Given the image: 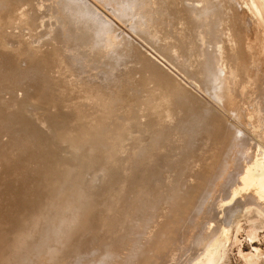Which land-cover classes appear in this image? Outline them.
<instances>
[{"label":"rangeland","instance_id":"rangeland-1","mask_svg":"<svg viewBox=\"0 0 264 264\" xmlns=\"http://www.w3.org/2000/svg\"><path fill=\"white\" fill-rule=\"evenodd\" d=\"M82 1V3L85 4L95 15L113 24V27L116 29L119 36L116 40H121L122 38L127 42L128 47L131 48V51L133 52L134 57L127 59L126 62L119 67L116 77L106 84L100 82L98 79L88 78V75H94V73L99 70L98 67L94 69L86 68V73L77 75L65 62L62 45L55 36L59 27L55 26V21L50 16L52 0H0V50L15 55L17 67L21 69L25 68L27 64H33L35 62L42 61L46 63L48 65L49 75L54 84L56 83L54 92L51 91L45 94L46 90L34 91L33 98L29 101L28 90L30 87L22 82V76H11L10 74L13 72L12 69H4L0 66V159L6 157L11 161H16L17 157L15 156V152L21 147L19 145V141H21L20 134L22 132H35L32 125H26L21 120V113H26L28 111L29 119L39 126L40 134L42 136L37 137L39 139L36 140L39 144L37 146L33 145L36 144L35 141H29L30 146H32L33 149L36 147L39 149L38 151L37 149L35 150L37 151V156H35L37 157L36 166L40 169V172H38L39 181L37 183L40 188L37 187L38 191L34 197L27 198L17 208V211L13 214L12 223L6 224V222H1L0 264H58L61 258L59 253L62 249V243L59 242L61 240L58 239V236L55 234L53 235L54 229H56L60 223L62 226L67 224H69L70 227L73 226L72 224L79 218V211L77 209L80 203L78 202L81 200L83 202L84 196H87L91 189L99 183L103 176H105V172H108L112 168L114 160L117 159L120 150L132 153L138 151L142 147H153L155 143H158L161 140L160 133L157 132V130L161 128H159V125L166 120V112L164 111L166 107L164 103L165 99H163V93L159 88V84L156 80L153 81L149 76L150 74L146 72V65L152 66L156 70L158 78L163 81L168 79L173 84L186 90L195 98L197 97L196 99L201 103L200 105L207 106L211 113L218 118V121L221 120L223 126L226 127L230 125L232 128L239 130L241 135L243 137L245 136L243 139L244 142H246L245 145L248 143L247 146H249L246 153L249 161L242 160L240 165V160L238 161L237 159V157L239 158V156H237L239 153L236 154L235 152H232L228 159L227 170L224 169V174L222 173L221 177H218L219 181L215 180V184L213 183L214 186H210V184H207V178L205 177L208 176L213 169L211 166H214L217 162L214 163L213 156L209 159L207 156L216 154V151L217 154H220V151L222 149H227V147L225 146L226 144L222 143L219 150L218 138H216V136L214 138L213 136L211 137L206 131V135H204V132L197 135V139L199 140H197V145H194L191 151L193 160L189 161L192 164H188H191V170H195L196 168L197 170L195 172L198 171L201 173L199 176V179H201L190 178V186L185 189L187 190V193H180V195L183 194L182 196L186 197L180 196L177 198V203H181V206L178 204V209L175 208L174 210L176 211L173 210L174 213L172 212V214H174L173 216H175L174 218L177 219L179 218L178 216H180L179 213H181L180 217H182V214L184 213V220L182 218L180 219L185 221L186 226L183 228L182 224L184 223L183 221H181V223L180 219L176 220L168 218V221L172 222L171 224L174 225L179 221L180 223L178 222L177 224H180L182 228L180 225L179 227L182 230H185L186 227L187 230H181L180 233H178L179 229L177 230V228L179 227L176 225L177 227L175 229L178 231L176 233L173 229V225L165 224L163 226L164 229L162 228L161 230L162 235L160 236V239H157L156 241L158 243H150L152 246L149 245L150 251L152 249L154 252V256H152L153 254L150 255V251L148 250L149 252L147 251V255L144 254L146 257L144 256V258L142 256L140 260L143 264H151L158 259L155 254H157V256L160 255L162 258L161 254L164 252L165 254L163 255V258L160 261L158 260L159 262H156V264H183L185 261H189L190 257L195 253L191 252V248H193V245L194 247H197V237L202 233H204L202 234L203 236H205V234L207 236L214 231L211 228H214L216 231L218 230V233L220 230L226 228V236H218L223 243V247L216 264H264V215L261 211L259 212L257 208V204L259 203L261 204L260 207L264 209V190L256 189L253 186H250V188L248 187L247 189L243 188V185L239 182L241 175H238L242 174L243 167L248 162L250 165L253 164L256 157L257 159L259 158L257 161H261L262 159L260 158L262 155L260 157L259 155L264 152V125L251 113L253 109L251 106L252 97L256 93L257 86L264 84V74L261 77L262 79H259V73L254 70V66L264 64V33L262 32L264 31V8H262V6H264V1H235L237 5L235 6L236 12L245 22L242 26L239 25L240 22H236V31L238 30L239 32L242 27L241 30L245 32L244 28L246 27H244V25L247 26L248 21L247 27L252 28V30L250 29L251 39H248L246 35V40L240 41L239 38L230 42V44H227L228 46L231 45L233 47H236L237 44V47H239V53L243 55V60L241 59L243 64L241 61L235 62L236 66L238 64V69L240 70L237 80L242 81L235 87L234 93L230 96H228L229 93L226 94L225 98L222 99L220 103L212 100L201 92L195 84L186 79L170 64L167 60L168 58L162 52L153 48L152 46L154 45L151 46L148 41L140 37L138 31H133L131 29L132 20L123 23V21L117 18V12L113 13L114 8H107L106 4L102 2L103 0ZM250 3L253 5L256 4L253 6ZM251 9H253V11ZM240 12L244 13L241 14ZM256 15L262 22L257 21L258 19H256ZM247 17L251 19H248ZM259 22L260 24H263V27H261L262 25L260 26ZM246 32H249L248 28ZM236 34L238 35V33ZM116 43L118 44V41H116L115 44ZM241 66L244 67L245 72L241 71ZM255 69L257 68L255 67ZM247 78L250 79L248 80ZM251 81L254 82L253 85L251 84ZM55 95L60 96L61 99L57 100ZM159 107L162 109H159ZM235 108L238 110L236 115L233 113L234 111H232ZM48 114H55L57 121L60 120L62 122V124L59 125L60 127L55 131L42 121L44 116ZM147 122L153 123V126ZM46 137L52 141L56 155L61 161V163L56 166V170L54 171L55 174L49 169L50 167H45L47 163H45L42 156H40V154L42 155V150H44L42 146L43 142H46ZM203 138H205V140L201 143V139ZM203 143L205 146H202ZM193 149L195 151L197 149L198 153H195V151L193 152ZM202 150H206L204 154L205 157H207V161H204L201 157L204 156L201 155ZM254 151L258 152L255 153ZM196 154H199V156H196ZM254 155L257 156L253 158ZM195 156L199 158L201 157V163L197 162ZM199 158L198 161H200ZM235 158L237 159V165L233 162V159ZM35 163L36 159L34 161V164ZM232 163L234 164V167L232 166ZM231 167H233V169H231ZM15 169L14 171L4 170L5 172H0V221H4V217L7 215L4 210L6 209V203L9 202L10 199L13 204L16 201L15 197L17 191H15L13 186L17 184L19 179L23 180L24 178L23 175L20 176V174H18L19 171L17 167ZM241 169L242 171H240ZM252 170L253 176L259 174L258 170ZM230 172L233 175L236 174V179L232 178L233 176H231ZM224 175L226 177H224ZM237 177L239 181L237 180ZM227 178L229 179V183ZM222 179H225L227 184L226 181ZM26 181L27 180L25 179L24 183L27 188L29 187V183ZM233 181L235 183H233ZM45 182L46 184L44 185ZM204 184L209 187H205ZM234 184L239 187L236 186L233 188ZM218 185H220L221 188H219ZM202 186H204V188ZM241 186L244 190L240 188ZM200 187L202 188L200 189ZM229 188L231 190H229ZM214 189L217 190L215 191ZM201 190L202 193L206 192V194L199 192ZM190 191H192V193ZM234 191L238 192L236 193L237 195L234 194ZM228 192L229 196H226ZM188 193L191 196H189ZM199 194L202 196L200 195L198 197ZM224 194L225 196H223ZM231 194L238 197H231ZM187 195L189 197H187ZM221 196H223V199ZM196 197H198L197 201ZM259 197H262L261 201L260 199L258 200ZM254 198L257 199V201H255ZM217 202H219L218 206ZM220 202H223L225 205H220ZM183 203L185 206H183ZM210 203L214 205V208ZM191 204L193 205V208H191ZM176 205L175 207H177ZM246 205H248V207ZM206 206L209 208L207 210L210 212H206ZM180 208L183 212H179ZM215 208H217V210ZM196 211L199 212L200 215L197 214ZM175 213H178L179 215ZM186 213L188 214L186 215ZM192 214H195L194 216L197 215L196 217L193 216V218H200L199 221L198 219L193 220V218L192 220H189ZM201 214L204 215L201 216ZM215 214L217 217L216 220L215 217H212L215 216ZM188 216L190 217L189 219L187 218ZM234 216H236V218ZM211 217L213 218V221L211 219L212 222L210 221V223L209 218ZM185 218L188 219V221H186ZM205 218L207 221L205 220L206 223L204 222L205 224L202 225L204 221L203 219ZM200 221L202 227L198 224ZM187 222H191V224L189 225ZM209 224H212L210 228H208ZM219 224L220 228L218 227ZM188 225L191 227L189 228ZM192 228L196 229H193L195 232L190 230ZM205 228H207L206 231ZM48 229L51 230L49 231ZM172 230L173 232H171ZM189 231L194 234L189 236ZM197 231L202 232L198 233ZM183 232H188L186 233L188 237L185 236ZM173 234L174 236L177 235L176 237L180 234L178 239L180 237L183 239H181V241L179 240L180 242L177 239L176 242L178 243H176V237H174ZM165 236L168 238L166 239ZM170 237L175 239L172 238L173 240H171ZM163 239H169L170 241L165 243V240ZM44 240L47 243H44ZM172 241H174V243ZM186 241L189 242V244L186 243ZM171 242L174 245L171 244ZM169 243L171 246L173 245L172 248ZM156 244H158V246ZM176 244L177 246L179 245L177 249L174 247ZM184 245H186L185 248H182ZM187 246L190 247L187 248ZM154 247H156V249ZM158 247L159 249H157ZM166 248L170 250V253L165 252L168 251ZM194 249L197 248H193V250ZM179 250L183 253L181 252L179 254ZM37 251L39 252L37 253ZM152 251L151 253H153ZM39 255H41V257ZM165 255H167L166 257L168 260L164 257ZM183 256L187 259L184 260ZM147 257L150 259V262H146L148 260ZM165 259L167 260V263ZM37 260L40 262H37ZM162 261H165V263ZM140 262H136V264H142Z\"/></svg>","mask_w":264,"mask_h":264},{"label":"bare ground","instance_id":"bare-ground-1","mask_svg":"<svg viewBox=\"0 0 264 264\" xmlns=\"http://www.w3.org/2000/svg\"><path fill=\"white\" fill-rule=\"evenodd\" d=\"M235 1L236 0H103L102 2L106 4V7L109 9L114 8L113 13L117 12V18L123 21V23L132 20L133 22L131 25V29L133 31H138L140 37L148 41L151 46L154 45L152 46L153 48L159 50V52H162L168 58L167 60L170 62V64L175 67L186 79L195 84L201 92H203L212 100L220 103L221 100L225 98L226 94L229 93L228 96L233 94L235 87L242 81L237 80L240 70L238 69V64L236 66L235 62H242L243 55L239 53V47H237V44V49L235 46H228L227 44H230V42L239 38L240 41L246 40L247 37L248 39H251L252 28L247 27L248 21L247 26L244 25V27H246L244 28L245 32L241 30V26L242 24H245V22L243 21V18H241V16H239L236 12L235 6L237 5ZM82 2V0H52V10L50 11V16L54 19L55 26L59 27V29H57L58 31H56L55 36L62 45L65 62L75 74L80 75L86 73L88 68L94 69L98 67L99 70H97L94 75H88V78L98 79L100 82L106 84L116 77L119 67L123 65L127 59H131L134 57L133 52L131 51L132 49L128 47L127 42L122 38L121 40H116V38H118L119 36L116 29L113 27V24L95 15ZM262 8H264V6H262ZM251 10L253 11V9ZM256 11L258 13L257 8ZM243 13L244 12H242L241 14ZM255 17L256 19H258L257 15ZM247 18L251 19L249 17ZM257 21L260 20L258 19ZM236 22H240L239 25H241L239 32L238 30L236 31ZM260 26L263 27V24L261 23ZM247 28L249 29L248 33L246 32ZM262 32L264 33V31ZM236 33H238V35ZM246 35L247 37L245 38ZM116 41H118V44H115ZM0 66L4 69H12L13 72L12 74H10L11 76H22V82L26 84V86L30 87V89L28 90L29 101L33 98L34 91L46 90L45 94H47L51 91L54 92L56 88V83L54 84L51 76L49 75L48 65L42 61L35 62L33 64H27L25 68L21 69L17 67V60L15 55L8 52H2V50H0ZM255 67L257 69H255ZM263 67L264 64L254 66V70L259 73V79H262L261 77L264 74ZM241 68V71H244V67L241 66ZM145 70L150 74V78L153 81L156 80V82L159 84V88L163 93V99H165L164 103L166 107L164 111L166 112V120L159 125V128H161L157 130V132L160 133L161 140L158 143H155L153 147H142L138 151L132 153L120 150L117 159L114 160L112 168L108 172H105V176L101 178L99 183L91 189L87 196H84L83 202H78L80 204L78 205L77 210L79 211L78 217L80 219L78 218L79 220L77 219L71 227L69 224H67L69 226H62L60 223V225H58V227L54 229L53 235L55 234L56 236H58V239L61 240L59 242L62 243V249L59 253L61 258L58 264H136V262H140L142 256L144 257V254H146L148 250L150 251V246H152V244L150 245V243H158L156 241L157 239H160V236L162 235L161 230L163 226L165 224L167 225L172 223L168 221V218H173L176 220L182 218L184 220V213L182 214V217H180L181 213H179L180 216H178L179 218L177 219L174 218L175 216H173L174 214H172V212L175 208L178 209L179 205L181 206V203H177V198L183 195H180V193H187V190L185 189L190 186V178L199 179V176L201 175L200 172H195L197 170L196 168L195 170H191L192 163L189 162L190 160H193L191 151L193 146L197 145L196 142L197 140H199L197 139V135L201 134V132H204V135H206V131L211 137L213 136V138L216 136V138H218L219 150L222 143L226 144L225 146L227 147V149H222L220 151V154H217L216 151V154H211L209 156L206 155L208 159L213 156L214 163L217 162L216 164H214V166H211L213 169L210 171V174L205 177L208 179V181L206 179L208 185L210 184V186H214L213 183L215 182V180H218V177H221L223 170H227L226 167L228 166V159L232 152H235L236 154L239 153V155H237L239 156V158L237 157V159L238 161L240 160V165L242 160L244 161L249 159L247 158L248 156L246 154L247 148L249 147L247 146L248 143L247 145H245L246 142H244L243 140L245 136L243 137L239 130L232 128L230 125L226 127L223 126L221 120L218 121V118L211 113L210 109L207 106L200 105L201 103L196 99L197 97L195 98L186 90L176 84H173L168 79H165L163 81L162 79L158 78L156 70L152 66L146 65ZM251 82V84L253 85L254 82ZM55 98L57 100L61 99L60 96L56 95ZM251 106L253 107L251 113L257 118V120H259V122L261 121L260 123H263L264 125V84L257 86L256 93L252 97ZM159 109L162 108L159 107ZM232 111H234L233 113L236 115V112L238 110L237 108H235ZM20 118L26 125H32L35 129V132L39 135H37L35 132H22L20 134L21 141H19V145L21 147L15 152V156L17 157L16 161H11L6 157L0 159V172H5L4 170L14 171V169L17 167L19 171L18 174H20V176L23 175L24 177L23 180L17 179V184L13 186L15 191H17L15 197L16 201L13 204L10 199L9 202L6 203V209L4 210L6 211L7 215L4 217V221H0V224L1 222H6V224L12 223L13 214L17 211V208L27 198L34 197L36 192L38 191V188H40L39 184L37 185L39 181L38 172H40V169L36 166V156L39 149L37 147L33 149V147L30 146L29 143V141L31 140L32 142L35 141L36 143H32L33 145H39L36 140H39L37 138L38 136L42 137L39 130L40 128L39 126H37V124L29 119L28 111L26 113H21ZM42 121L44 124H48V127L54 131L57 130V128L60 127L59 125L62 124L60 120L57 121L55 114H48L44 116V119ZM149 124L153 126V123ZM45 140L46 142H43L42 146L44 150H42V155L40 154V156H42V159L45 161V163H47L45 167H50L49 169L55 174L54 171L56 170V166H58L61 161L56 155V151L54 146L52 145V141L48 139V137H46ZM201 140L200 141L202 143L205 138ZM204 143L202 146H205ZM36 149L37 151H35ZM194 151L195 150L193 149V152ZM196 151L195 153H198V151ZM205 152L206 150H202L201 152V155H204L201 156L204 161L207 158L205 157ZM199 154H196V156H199ZM255 156L257 155H254L253 158ZM260 156V159H262L261 161H257L259 158L257 159L256 157V160L253 162V164L250 165L248 162L246 165L244 164L245 166L243 167V171L242 169L240 170L242 171V174H238L241 175L240 181L238 180V177L237 180L241 182L243 188L247 189L248 187L250 188V186H253L256 189L264 190V152H262L259 157ZM198 158L199 157H196L197 162L201 163V159L199 158L200 161H198ZM35 159L36 163L34 164ZM237 159H233V162L236 165ZM234 164L232 163L233 167ZM233 167H231V169H233ZM252 169L258 170L259 174L253 176ZM225 175L224 177H226ZM235 175L236 174L233 175L231 173V176H233L232 178L236 179ZM25 179L27 180L26 182L29 183V187L27 188L25 187L24 183ZM227 181L229 183V179ZM221 183L223 184L222 181ZM230 183L233 184L235 182L233 181V183ZM45 184L46 182L44 183V185ZM204 185L205 187L208 186L206 184ZM218 186L219 188H221L220 185ZM236 186L237 185L234 184L233 188H235ZM202 187L204 188V186ZM202 187H200V189ZM240 188H242V186ZM229 190L231 189L229 188ZM192 191L190 192L192 193ZM199 192L202 193V190ZM234 192V194L238 193L236 191ZM204 194H206V192ZM234 194H231L230 196L233 197L235 196ZM200 195L201 194H199L198 197ZM189 196L191 195L189 194ZM189 196L187 195V197ZM223 196H225V194ZM223 196H221V198ZM226 196H229V192ZM198 197H196V201L198 200ZM259 199L261 201L262 197H259L258 200ZM255 201H257V199H255ZM218 203L219 202H217V206ZM211 204L212 203H210V205ZM221 204H223V202H220V205ZM175 205L177 207H175ZM260 205L261 204L258 203L257 208L259 212L261 211L264 215V209L261 208ZM183 206H185V204ZM246 206L248 207V205ZM212 207L214 208L213 204ZM191 208H193V205L191 206ZM205 208L206 210L209 209L207 208V206ZM185 209L187 210L186 207ZM215 209L217 210V208ZM181 211L182 210L180 208L179 212ZM206 212L210 211L207 210ZM175 214L179 215L178 213ZM187 214L188 213H186V215ZM197 214H199V212H197ZM194 215L192 214V216H190L191 218L189 216L187 218H190L189 220H192ZM202 215L204 214H201V216ZM212 217H215V220L217 218L216 214ZM212 217L209 218V222L211 221V219L213 221ZM234 217L236 218V216ZM188 219H186V221H188ZM194 219L196 218H193V220ZM183 220L180 219V222ZM203 220L204 221L202 225L206 223L205 220L207 221V219L205 218ZM177 223L174 224L175 226L171 224L173 225V229L175 231V228L177 226L179 227L180 225H178ZM183 223L184 224L182 225L184 228V226H186L185 221H183ZM200 223L201 221L198 224ZM188 224L190 225L191 222ZM211 225L209 224L208 228H210ZM180 227L182 228L181 225ZM180 227L177 228V230L179 229V232L176 231V233H180V231L182 230ZM218 227L220 228V224ZM64 229L66 230V232L64 231ZM193 229L194 228L190 230L192 231ZM206 229L207 228H205V231ZM211 229H213L214 231H212L207 236L206 234L205 236H203L202 234L204 233L200 235L201 237L197 234L199 236L196 239L197 247H194L193 245V248L197 249H194V251L193 248H191L193 250H191V252L195 253L190 257V259L188 258L189 261H183V264L217 263V259L219 258L218 256H220V251L223 247V243L218 236L221 235L225 237V233L227 232L225 230L226 228L224 229L225 231L221 228L222 230H220L219 233L218 230L216 231L214 228ZM186 230L187 228L185 227L184 231ZM194 230L193 232H195ZM191 231H189V233H186H188L190 236L194 234ZM202 231L198 233H201ZM171 232H173V230ZM186 233L183 232L185 236H187ZM178 237H176L175 242L177 241ZM167 238L168 237H166V239ZM172 238L171 240L175 239ZM166 239H163L165 240V243L167 241H170L169 239ZM181 239L183 238L180 237L178 241H181ZM172 242L174 243V241ZM172 242L171 244H173ZM44 243L47 242H45L44 240ZM186 243L189 244V242L187 241ZM156 245L158 246V244ZM178 246L176 244V246L174 247H176L177 249ZM185 246L186 245H184V247L182 248H185ZM190 246H187V248H189ZM162 247L165 248L166 244L165 247ZM154 248L156 249V247ZM157 249H159V247ZM167 250L168 251H165L166 253L170 251L169 249ZM39 251H37V253ZM151 251L150 255L153 254L152 256H154V252L152 251L153 253H151ZM181 252L180 250L178 251L179 254ZM164 254V252L163 254H161L162 258ZM41 255L39 256L41 257ZM155 255L158 259H154L155 261H153V263L151 264H154V262L156 264V262H159L162 259L160 255ZM167 255H165L164 257H166ZM150 259H148L146 262H148ZM166 259L168 260L167 257ZM166 259L165 261L167 263ZM183 259L185 260L187 258L183 256ZM38 261L39 260H37V262ZM165 261L162 262L165 263ZM140 263H142V261Z\"/></svg>","mask_w":264,"mask_h":264},{"label":"water","instance_id":"water-1","mask_svg":"<svg viewBox=\"0 0 264 264\" xmlns=\"http://www.w3.org/2000/svg\"><path fill=\"white\" fill-rule=\"evenodd\" d=\"M82 198H83V196H82ZM81 202H82V200L80 201V203H81ZM65 229H66V228H65ZM64 231L66 232V230H64ZM64 231H63V232H64ZM63 232H62V233H63Z\"/></svg>","mask_w":264,"mask_h":264}]
</instances>
